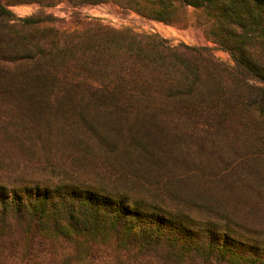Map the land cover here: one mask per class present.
I'll return each mask as SVG.
<instances>
[{"label":"trees","instance_id":"obj_1","mask_svg":"<svg viewBox=\"0 0 264 264\" xmlns=\"http://www.w3.org/2000/svg\"><path fill=\"white\" fill-rule=\"evenodd\" d=\"M28 3L192 6L232 62ZM0 264H264V0H0Z\"/></svg>","mask_w":264,"mask_h":264},{"label":"rangeland","instance_id":"obj_2","mask_svg":"<svg viewBox=\"0 0 264 264\" xmlns=\"http://www.w3.org/2000/svg\"><path fill=\"white\" fill-rule=\"evenodd\" d=\"M17 17H26L45 11L63 22L53 23L62 28L75 29L79 27L78 21L83 19H99L105 24L114 27H131L138 32L156 33L176 45L181 42L195 46H211L215 48L216 56L224 62L231 63L230 54L224 50L216 49V45L208 38L202 25L200 10L188 6L181 10V20L177 24H166L161 21L151 20L135 12L125 13L113 4H100L95 6L73 7L61 3L50 7H41L37 3L19 4L10 7Z\"/></svg>","mask_w":264,"mask_h":264}]
</instances>
